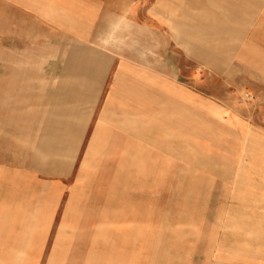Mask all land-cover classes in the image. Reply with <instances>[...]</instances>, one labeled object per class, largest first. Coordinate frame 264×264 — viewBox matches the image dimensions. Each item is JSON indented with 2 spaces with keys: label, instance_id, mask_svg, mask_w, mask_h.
<instances>
[{
  "label": "rangeland",
  "instance_id": "1",
  "mask_svg": "<svg viewBox=\"0 0 264 264\" xmlns=\"http://www.w3.org/2000/svg\"><path fill=\"white\" fill-rule=\"evenodd\" d=\"M189 2L155 10L206 22L153 24L151 7L141 23L118 15L84 22L75 10L59 8V0H0V162L15 177L27 170L39 264H214L207 194L215 190L214 176L243 163L209 162L199 151L214 142L222 122L231 126L233 110L264 124V0ZM108 50L167 66L186 82L191 162L181 146L177 162H52L71 153L70 135L51 134L59 131L60 80H106ZM65 107L71 114L77 104ZM176 109L182 123L183 107ZM182 124L176 131L183 139ZM86 143L80 135V158Z\"/></svg>",
  "mask_w": 264,
  "mask_h": 264
},
{
  "label": "crops",
  "instance_id": "2",
  "mask_svg": "<svg viewBox=\"0 0 264 264\" xmlns=\"http://www.w3.org/2000/svg\"><path fill=\"white\" fill-rule=\"evenodd\" d=\"M189 1L59 0V8L75 10L72 15L83 17L84 22L103 20L96 19L97 16L118 15L132 18L123 21L141 23L145 7L153 10V24L206 22L202 16L195 20L191 15L176 16L170 10L160 15L155 10L163 6H189ZM163 32L174 36L172 31ZM186 33L189 32L183 30L181 37L188 38ZM104 53L111 60L106 80H60L59 127H55L59 131L51 134L70 135L71 153L60 154L59 161L52 162H177L180 146L185 162H191L192 96L186 82L177 81L167 66L160 69L118 58L117 53L109 50ZM166 71L167 74L162 73ZM70 102L77 107L68 114L65 106ZM176 107H183V124L180 119L177 123ZM231 115V126L224 127L222 122L221 133L214 142L206 144V149L201 145L199 151L200 158L212 157L209 162L243 163L239 164V171L232 169L231 174L214 176L215 190L213 195L207 194V213L215 216L210 224L214 231L211 262L264 264V124H252L236 110ZM212 118L220 121L226 117ZM180 124L183 136L179 137L183 139L177 138L180 133L176 127ZM80 135L87 136L82 158ZM11 170L10 164L0 162V264H39L40 261L33 260V246L40 247V231L32 224V191L30 181L26 180L30 178L25 168L17 171V177L10 174Z\"/></svg>",
  "mask_w": 264,
  "mask_h": 264
}]
</instances>
